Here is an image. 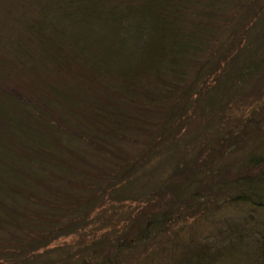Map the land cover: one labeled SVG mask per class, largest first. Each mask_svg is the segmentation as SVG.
Listing matches in <instances>:
<instances>
[{
  "label": "trees",
  "instance_id": "1",
  "mask_svg": "<svg viewBox=\"0 0 264 264\" xmlns=\"http://www.w3.org/2000/svg\"><path fill=\"white\" fill-rule=\"evenodd\" d=\"M263 15L264 0H0V251L14 247L19 264L81 231L80 222L108 204L105 196L175 142L213 82L219 89L241 79L237 62ZM256 65L245 63L249 73ZM235 138L229 132L226 141ZM213 151L201 145L144 197L115 244L76 264H115L186 205L203 210L201 200L227 195V185L241 190L228 199L261 203L255 189L264 191V156L231 173ZM243 237L235 230V243ZM219 251L205 256L187 242L162 264H261L264 257L262 244L218 260Z\"/></svg>",
  "mask_w": 264,
  "mask_h": 264
},
{
  "label": "rangeland",
  "instance_id": "2",
  "mask_svg": "<svg viewBox=\"0 0 264 264\" xmlns=\"http://www.w3.org/2000/svg\"><path fill=\"white\" fill-rule=\"evenodd\" d=\"M239 17L242 19L243 12ZM257 23L255 28H250L251 41L247 35L245 50L236 65L239 69L245 68L241 76L237 73L241 79L227 80L219 89L213 82V86L197 101L184 128L180 127L181 132L177 133L175 142L171 146L166 143L152 154L147 169L138 171L125 185L105 196L108 204L93 211L91 219L85 223L80 222L83 224L81 231L61 235L50 245L42 243L44 246L28 259L17 257L19 264H76L84 259L90 260L95 249L115 244L121 232L128 230L134 222L136 209L144 197L153 188L167 182L175 168L189 162L203 144L210 154L215 148L220 150L222 155L217 156L221 160L219 165L231 173L239 170L242 163L251 157L264 156V65H261L264 58V15ZM252 58L258 65L251 70H259L249 73L245 63ZM229 132L236 138L227 142ZM223 190L227 195L220 196L218 201H210L211 197L201 200L205 203L203 210L186 205L175 223L161 232H152L151 237L154 235V238L149 241L126 247L115 264H138L147 254L150 255L148 264H162L166 252L187 242L192 246L196 244L205 256H212L219 249L218 260L236 250L254 253L261 244L264 246V198L261 203L232 201L228 197L241 190L233 184ZM256 190L264 194V191ZM96 200L97 197H93V206L99 204L100 201ZM66 207L61 206L63 211L60 215H67L64 218L68 219L70 214L66 213ZM194 208L196 212L192 215L190 211ZM238 229L244 237L235 243L234 233ZM8 250L0 251V264H15L14 247ZM239 260L240 255H235L233 262ZM263 262L262 256L260 263Z\"/></svg>",
  "mask_w": 264,
  "mask_h": 264
}]
</instances>
